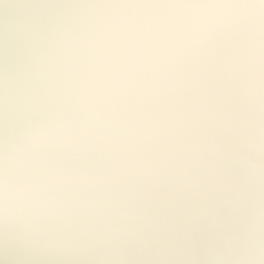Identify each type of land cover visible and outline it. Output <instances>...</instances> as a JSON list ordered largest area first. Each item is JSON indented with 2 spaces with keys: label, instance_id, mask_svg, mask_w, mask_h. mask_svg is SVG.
I'll use <instances>...</instances> for the list:
<instances>
[{
  "label": "clouds",
  "instance_id": "1",
  "mask_svg": "<svg viewBox=\"0 0 264 264\" xmlns=\"http://www.w3.org/2000/svg\"><path fill=\"white\" fill-rule=\"evenodd\" d=\"M0 264H264V0H0Z\"/></svg>",
  "mask_w": 264,
  "mask_h": 264
}]
</instances>
